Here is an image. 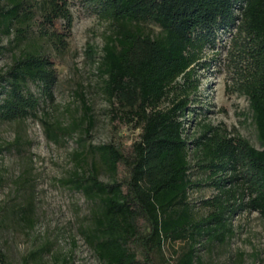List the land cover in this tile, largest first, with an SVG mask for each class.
<instances>
[{
  "label": "trees",
  "instance_id": "trees-1",
  "mask_svg": "<svg viewBox=\"0 0 264 264\" xmlns=\"http://www.w3.org/2000/svg\"><path fill=\"white\" fill-rule=\"evenodd\" d=\"M72 3L107 25L99 53L88 46L87 57L113 122L138 131L126 147L88 146L89 163L74 156L84 169L67 182L94 206L82 232L86 245L100 264H203L198 247L230 239L235 213L264 220V0H0V55L10 54L0 71V122L42 121L43 105L53 103V54L71 37ZM232 30L228 59L258 149L209 124L198 123L190 138L185 126L195 113L189 104L201 54ZM42 124L56 144L91 129L87 111L66 126ZM193 174L203 180L192 181ZM202 186L215 194L200 201L208 212L198 218L188 193ZM31 209L29 200L23 221L30 222Z\"/></svg>",
  "mask_w": 264,
  "mask_h": 264
},
{
  "label": "rangeland",
  "instance_id": "rangeland-1",
  "mask_svg": "<svg viewBox=\"0 0 264 264\" xmlns=\"http://www.w3.org/2000/svg\"><path fill=\"white\" fill-rule=\"evenodd\" d=\"M70 11L72 34L64 52L53 54L57 83L53 103L43 105L39 113L42 121L0 122V264H100L82 235L91 223L94 206L67 182L76 169H84L77 167L74 156L82 154L89 163L88 146L114 142L126 147L138 134L130 125L113 122L110 105L100 92V78L87 57L88 46L99 53L107 25L88 16L76 3ZM234 32L218 33L213 46L202 52L195 74L197 92L189 104L195 113L185 126L190 138L197 134L198 123L209 124L258 149L248 102L240 93L235 66L228 59ZM9 64L10 54L0 55V71ZM86 111L91 120L87 134L80 131L58 144L47 139L43 121L66 126ZM17 140L18 147H11ZM189 160L193 165L192 156ZM201 179L198 174L191 177L196 182ZM100 180L108 178L101 173ZM214 194L205 186L189 191V202L198 218L208 212L200 201ZM29 200L30 222H25L21 210ZM230 224L233 236L225 243L202 242L198 247L203 264H264V220L255 212L240 211ZM180 246L173 245L174 249ZM169 248H165L166 255L171 253Z\"/></svg>",
  "mask_w": 264,
  "mask_h": 264
}]
</instances>
